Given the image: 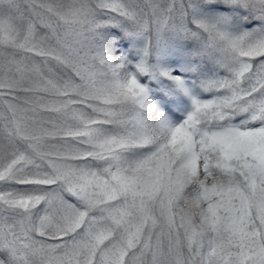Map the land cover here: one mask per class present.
Segmentation results:
<instances>
[{
    "label": "snow or ice",
    "instance_id": "6c2138e0",
    "mask_svg": "<svg viewBox=\"0 0 264 264\" xmlns=\"http://www.w3.org/2000/svg\"><path fill=\"white\" fill-rule=\"evenodd\" d=\"M0 264H264V0H0Z\"/></svg>",
    "mask_w": 264,
    "mask_h": 264
}]
</instances>
